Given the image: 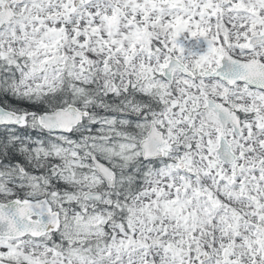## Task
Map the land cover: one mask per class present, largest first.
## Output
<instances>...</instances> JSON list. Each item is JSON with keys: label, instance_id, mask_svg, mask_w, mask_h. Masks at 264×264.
I'll return each mask as SVG.
<instances>
[{"label": "snow or ice", "instance_id": "obj_1", "mask_svg": "<svg viewBox=\"0 0 264 264\" xmlns=\"http://www.w3.org/2000/svg\"><path fill=\"white\" fill-rule=\"evenodd\" d=\"M0 264H264V0H0Z\"/></svg>", "mask_w": 264, "mask_h": 264}]
</instances>
